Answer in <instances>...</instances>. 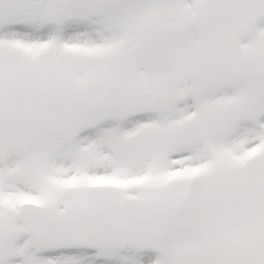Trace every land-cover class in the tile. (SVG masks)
I'll use <instances>...</instances> for the list:
<instances>
[{
  "label": "snow or ice",
  "instance_id": "obj_1",
  "mask_svg": "<svg viewBox=\"0 0 264 264\" xmlns=\"http://www.w3.org/2000/svg\"><path fill=\"white\" fill-rule=\"evenodd\" d=\"M0 264H264V0H0Z\"/></svg>",
  "mask_w": 264,
  "mask_h": 264
}]
</instances>
